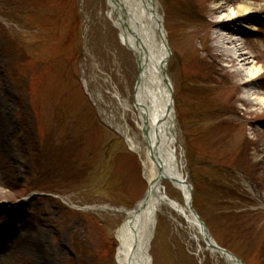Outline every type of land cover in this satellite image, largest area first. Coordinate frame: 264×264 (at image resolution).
<instances>
[{
	"label": "rangeland",
	"instance_id": "obj_1",
	"mask_svg": "<svg viewBox=\"0 0 264 264\" xmlns=\"http://www.w3.org/2000/svg\"><path fill=\"white\" fill-rule=\"evenodd\" d=\"M157 2L194 206L219 245L264 264V106L246 104L248 89L220 55L212 0ZM108 10L104 0H0V264H39L34 249L47 264H116L114 230L146 182L121 131L138 136L136 64ZM234 25L264 99V12ZM164 192L181 199L167 185ZM164 215L153 264H225Z\"/></svg>",
	"mask_w": 264,
	"mask_h": 264
},
{
	"label": "bare ground",
	"instance_id": "obj_2",
	"mask_svg": "<svg viewBox=\"0 0 264 264\" xmlns=\"http://www.w3.org/2000/svg\"><path fill=\"white\" fill-rule=\"evenodd\" d=\"M261 1L262 4L254 7L246 0L237 5L231 3V6L224 0H212L211 19L208 21V25L210 28L219 30L214 37L219 40L220 55L222 56V53L227 55L230 63L235 67L233 74L237 79L236 81H238L237 85L239 88L248 89L245 95L246 104H261L264 106V99L256 97L255 81L259 77L257 76L258 72L256 69H249L251 63L248 54L243 51L241 44H237L240 41L234 38L241 33L240 29H236L234 22L239 19L249 21L253 15L264 12V0ZM109 2L111 11L108 12V17L112 20L114 26L118 29L121 27L120 15H123L128 21L129 32L126 33L125 39L122 32H120L119 38L122 42L126 41L128 49L134 50L139 77L142 80L136 89L137 103L135 107L137 110V113L135 112V123L139 137L134 138L128 128L123 127L121 131L124 134L126 146L139 158L144 179L147 183H150L154 177L158 179L157 166L150 145L155 139L157 130L168 126L170 139H166V135L159 137L162 139L160 155L166 167H168L169 174L177 179L174 188L181 193L183 201L187 202L190 198L188 187L190 183L185 179L177 153L179 141L175 129V115H169V111L165 109L167 104L174 105V89L168 74L171 49L168 33L164 31L163 17L159 14L155 0H109ZM120 6L123 7L124 12L120 10ZM113 15L116 16V19L113 18ZM240 27L247 28L245 25H240ZM165 110L166 116L164 115ZM155 114L157 115L156 121L153 119ZM156 122L161 125H156ZM162 132L160 129V134ZM259 144L262 151H264L263 138ZM261 161L264 163V159H261ZM159 180L161 178L155 181L157 185L151 189L150 198L140 211L123 210L126 217L115 234L118 241L115 253L117 264H127L129 260L126 256V247H130V242L135 243L136 237H141L143 243L145 237L153 232L158 214L166 211L169 213L173 211L178 216L184 217L189 230L194 232L195 229L199 232L198 235L195 232L193 233L195 241L198 243L199 240H202L203 235L200 234V232H203L201 222L196 220L194 215L182 203L166 199L161 188L165 185L162 182L164 180ZM171 218L174 220L173 217ZM209 251L214 254L210 249ZM29 254L34 255L39 264L48 263V255L44 251H35L34 249ZM226 262L237 264L231 260H226Z\"/></svg>",
	"mask_w": 264,
	"mask_h": 264
},
{
	"label": "water",
	"instance_id": "obj_3",
	"mask_svg": "<svg viewBox=\"0 0 264 264\" xmlns=\"http://www.w3.org/2000/svg\"><path fill=\"white\" fill-rule=\"evenodd\" d=\"M123 23H124V27H126V26H127V24H128V21H127V19H126V18H123Z\"/></svg>",
	"mask_w": 264,
	"mask_h": 264
}]
</instances>
